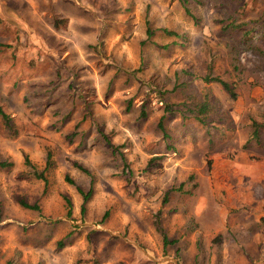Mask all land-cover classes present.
<instances>
[{
	"label": "rangeland",
	"instance_id": "rangeland-1",
	"mask_svg": "<svg viewBox=\"0 0 264 264\" xmlns=\"http://www.w3.org/2000/svg\"><path fill=\"white\" fill-rule=\"evenodd\" d=\"M0 106V264H264V0H0Z\"/></svg>",
	"mask_w": 264,
	"mask_h": 264
},
{
	"label": "trees",
	"instance_id": "trees-1",
	"mask_svg": "<svg viewBox=\"0 0 264 264\" xmlns=\"http://www.w3.org/2000/svg\"><path fill=\"white\" fill-rule=\"evenodd\" d=\"M167 33H169V34H172V35H174V33H172V32H167ZM211 81H215V82H218L223 88H224V90H226L227 91V93L229 94V96H230V98L231 99H233L234 97H235V94H234V92L232 91V88L229 86V84L226 82V81H224V80H221L220 78H218V77H210L209 78ZM201 108V107H200ZM197 109H199V106H198V108ZM200 111H202V110H200ZM141 114L143 115V112H141ZM0 117H1V119H2V121H3V123H4V125L7 127V128H11L12 127V125H11V123H10V117L2 110V108H1V106H0ZM158 126L159 127H161V123H160V121L158 122ZM255 129V128H254ZM255 132V131H254ZM49 163H50V160H49V154L47 153V155H46V161H45V166H44V168H46L48 165H49ZM207 163H208V161H207ZM10 162H7V161H5V160H0V168H5V167H9L10 166ZM79 169H82V170H84L83 168H81V166H77ZM37 176L38 177H40V178H42V179H44L43 178V174H42V172H39L38 174H37ZM67 179V182L68 183H73L72 182V180H70V179H68V178H66ZM262 180H263V184H264V171H263V178H262ZM76 190H77V192L80 194V196H81V199H82V202L84 203L87 199H88V197H89V195H90V193H91V187H89L87 190H82L81 188H79V187H76ZM64 199H66V198H64ZM66 201V203H67V199L65 200ZM19 204L22 206V207H24V208H31V209H37V206L35 205V204H27V203H25V202H23V201H19ZM69 204L67 203V206H68ZM80 209H81V212L83 211V206H81L80 207ZM67 214H69V208H68V210H67ZM162 239H163V242L165 243V237L163 236L162 237ZM59 243V245H60V243L61 242H58Z\"/></svg>",
	"mask_w": 264,
	"mask_h": 264
}]
</instances>
